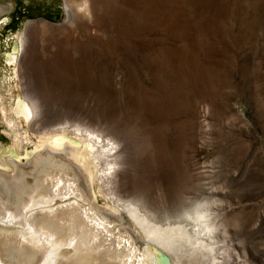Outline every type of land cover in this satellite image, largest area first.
I'll return each instance as SVG.
<instances>
[{
    "label": "rangeland",
    "instance_id": "1",
    "mask_svg": "<svg viewBox=\"0 0 264 264\" xmlns=\"http://www.w3.org/2000/svg\"><path fill=\"white\" fill-rule=\"evenodd\" d=\"M65 1L0 0L2 103L13 79L41 99L14 123L19 152L64 121L119 131L115 198L162 225L200 203L225 227V264H264V0H87L86 16ZM12 134L0 114V148Z\"/></svg>",
    "mask_w": 264,
    "mask_h": 264
},
{
    "label": "bare ground",
    "instance_id": "2",
    "mask_svg": "<svg viewBox=\"0 0 264 264\" xmlns=\"http://www.w3.org/2000/svg\"><path fill=\"white\" fill-rule=\"evenodd\" d=\"M68 3L83 16L89 13L87 0L65 1V8ZM12 50L5 62L15 71L22 40ZM16 89L14 79L8 82V111L0 96V114L15 143L0 148V264H225L230 259L225 227L210 220L202 204L183 208L180 222L162 225L115 198L108 187L112 180L121 182L116 148L128 144L119 131L103 136L91 125L69 129L64 121L42 132L30 151L19 152L14 123L32 125L41 99ZM35 125L47 127L43 116ZM20 162L24 167L16 165Z\"/></svg>",
    "mask_w": 264,
    "mask_h": 264
},
{
    "label": "water",
    "instance_id": "3",
    "mask_svg": "<svg viewBox=\"0 0 264 264\" xmlns=\"http://www.w3.org/2000/svg\"><path fill=\"white\" fill-rule=\"evenodd\" d=\"M13 44H15V43H13ZM12 48H13V45H12ZM14 153V152H13Z\"/></svg>",
    "mask_w": 264,
    "mask_h": 264
}]
</instances>
